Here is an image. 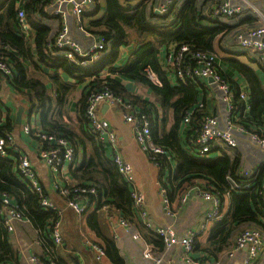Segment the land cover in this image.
Instances as JSON below:
<instances>
[{"label": "trees", "instance_id": "1", "mask_svg": "<svg viewBox=\"0 0 264 264\" xmlns=\"http://www.w3.org/2000/svg\"><path fill=\"white\" fill-rule=\"evenodd\" d=\"M102 1L104 5L101 0H96V8L99 10L91 15L94 18L89 28L94 29L99 36L106 37L110 42L111 52L98 69L84 71L47 52L46 43L52 32L44 24L43 18L47 16L45 8L50 0H27L24 5L27 21L33 29L30 39L21 37L17 30V0H8L0 5V43L9 49L1 48L0 57L9 56L15 77L8 84L16 92L24 94L27 106L40 115L41 129L49 135L67 139L75 147L77 167H71L73 184L65 185L96 188L98 195L91 197L95 203L84 215L88 216L91 231L101 236L103 231L100 212L104 207L113 208L119 216L135 224L143 240L159 256L165 251L161 237L145 225L134 222L132 187L119 173L109 151L90 133L85 116L88 99L92 93L109 88L117 97L132 105L134 110L149 117L154 145L171 157L169 159L166 155H153L159 165L160 182L169 190L172 203L177 200L178 204L190 185L198 180L206 181L212 192L225 202V195L230 192L231 187L228 177L241 185L252 181L238 176L242 166L240 154L234 158L197 157L194 139L201 131L203 118L212 112L207 107V92L204 91L206 87L199 80H191L186 84L177 81L173 73L164 67L163 49H169L173 45L178 48L187 45L192 52L213 53L216 41L235 29L207 19L204 10L212 0H185L175 11L176 20L171 25L165 22L159 26L154 25L148 6L142 0ZM103 8L104 15L97 17ZM131 44L135 45L131 58L117 67L122 48ZM35 59L49 68L52 75H30L26 63L33 64ZM219 63L223 77L237 92L239 83L245 82L248 85L252 110L242 122L264 135V71L236 59L224 62L220 60ZM105 70L110 77L104 76ZM149 72L156 76L161 85L150 79ZM231 72L240 80L231 77ZM64 75L71 78L74 84L67 83ZM125 79L149 87L156 102L152 103L129 92L122 85V80ZM47 82L51 84L48 86ZM79 82L84 85V89L78 102L80 127L77 132L63 119L68 115L67 106L76 90L75 85ZM236 103L240 107L243 105L238 96ZM200 104L204 105L202 109L199 108ZM4 110L6 107L1 103L0 137L15 135L18 125ZM191 112L192 121L185 127V116ZM7 152V157L0 154V194H6L12 199L18 211L36 231L42 248V261L46 264H65L61 259L51 258V255L55 256V244L50 238V232L59 219L58 212L44 209L41 196L29 187L28 181L19 173V155L10 148ZM261 170L250 190L230 193L229 211L221 221L213 225L209 235L196 238L192 255L194 259L217 263L219 256L231 249L234 237L242 230L255 226L264 233V201L259 194L264 167ZM44 193L49 197L45 189ZM62 200L66 203L68 199ZM89 241L101 247L112 264H125L113 238L103 237L104 243ZM43 253L48 255V259L43 257ZM18 262V252L12 245L11 236L0 214V264Z\"/></svg>", "mask_w": 264, "mask_h": 264}, {"label": "built area", "instance_id": "2", "mask_svg": "<svg viewBox=\"0 0 264 264\" xmlns=\"http://www.w3.org/2000/svg\"><path fill=\"white\" fill-rule=\"evenodd\" d=\"M7 1L0 0V5ZM26 2L27 0H17L16 3L17 30L21 37L30 39L33 29L27 21V14L23 8ZM184 2L185 0H151L147 6L154 25L159 26L165 22L167 25H171L177 19L176 9L180 8ZM69 5H73L71 12ZM95 10L96 0H50L45 8L47 16L43 18L44 24L50 27L52 32L46 43L47 52L52 56L65 59L84 71L98 69L103 59L110 54L111 46L106 37L99 36L94 29L89 28V24L94 18L91 15ZM204 13L207 19L227 24L235 29L234 32L220 37L219 47L222 54L220 55L216 50L213 53L192 52L187 45L179 48L173 45L164 60V67L167 71H171L179 82L186 84L191 80H199L202 85H204L203 82L206 84L205 87L211 90V93L215 92L219 104L218 109L214 113H207L203 118L201 131L194 139V150L197 151V157L200 159L234 158L240 154L242 166L238 176L247 180L251 179L252 182L248 181L247 184L241 185L240 182L228 177L231 186L230 192L225 195V202H222L221 198L212 192L206 181L198 180L190 185L179 203L173 205L169 197V190L159 180L163 212L168 217L178 216L193 199L209 204L199 231L190 229L180 237L174 225L155 226L152 223L145 207L146 195L134 186V167L123 157L117 133L111 123L102 116L101 109L104 105L108 108L119 107L121 109L123 120L132 128L133 136L140 149L148 157L153 167L158 169V162L153 155H166L169 159L171 157L163 149L154 145L149 117L134 110L132 105L117 97L109 88L91 94L85 115L90 133L99 140L105 149L111 151L110 158L119 173L132 187L131 196L135 217L141 219L143 225L161 237L165 245V253L180 247L183 251V260L187 264H220L219 261L211 263L194 259L192 255L195 240L198 236L207 237L213 225L217 221H221L228 213L231 203L230 193L250 190L254 187L253 182L258 180L262 172L261 169L264 167V135L242 122L252 110L248 97L249 87L245 82H241L237 92L223 77L219 63L224 58L222 55H226L228 60L239 61H241V57L247 56L250 62L247 64L248 66L264 71V0H212ZM157 18L163 21L159 22ZM1 48L9 50L2 43H0ZM121 65L122 62L119 63V66ZM149 74L155 84L161 85L153 73L149 72ZM13 77H15L14 66L10 62L9 56L2 55L0 57V105L3 102L1 95L3 85L8 84V81ZM236 96L243 103L242 107L236 103ZM203 107L204 105L200 104L199 108ZM192 117L193 112L185 116L183 123L185 127L190 125ZM31 119L23 123L22 131L36 140L38 160L47 167L54 179L55 191L59 193L61 199H68L65 208L45 195L36 164L32 158L22 152L16 142L15 135L6 134L4 137H0V154L7 157V149H13L19 155V173L28 181L29 187L41 196V205L45 210L58 212L59 219L51 229L50 238L59 248L64 244L63 218L65 210L69 208L74 211L76 216L83 217L95 203L92 202L91 197L98 194L94 187L76 185L68 187L69 185L59 184L57 178L65 167L67 165L75 167L77 164L76 149L67 139L49 135L41 128L34 127ZM212 154H215L216 157L212 158ZM259 194L264 201V178ZM101 212L105 214L112 227L122 228L134 241L144 243L145 260L153 264H162L165 261V255L154 256L152 246L143 240L133 222L119 216V213L110 207H104ZM0 214L10 236L14 234L20 223L27 221L6 194H0ZM87 246L96 261L101 262L106 259V253L101 247L90 241H87ZM239 255L242 257V264H256L264 256V233L260 228L251 226L236 234L233 246L229 249L227 256L233 259ZM25 264L46 263L42 261L40 255L29 254Z\"/></svg>", "mask_w": 264, "mask_h": 264}, {"label": "crops", "instance_id": "3", "mask_svg": "<svg viewBox=\"0 0 264 264\" xmlns=\"http://www.w3.org/2000/svg\"><path fill=\"white\" fill-rule=\"evenodd\" d=\"M134 47L135 45L131 44L122 48L121 56L118 60L119 62L117 61L116 66H119V63L123 62L127 55L129 56L128 59L131 58ZM218 47L219 39L216 41L214 49L217 51ZM169 49H163L164 60L167 58ZM34 62L33 64L31 62L26 63V67L29 70L30 75L40 74L44 77H49L52 75V71L45 65L40 62L38 63L36 59ZM105 74L106 77H110V74H108L106 70ZM231 77L235 78V80H240V78L234 72H231ZM64 80L67 83L74 84V81L65 75ZM47 84L49 86L51 83L47 82ZM203 84L206 85L204 82ZM122 85L132 94L141 96L152 103L156 102V97L153 95L149 87L126 79L122 80ZM75 87L76 90L72 94L70 102L67 106L68 115L65 116L63 120L66 123H69L73 129L79 132L80 125L77 114L78 102L83 94L84 85L79 82L77 85H75ZM208 90L207 88L204 89L205 93L207 92V107H209V110L212 112H215L218 109L219 104L216 100L215 92L213 94L210 92V90L208 92ZM1 95L3 98L2 104L4 107H6V110H4L5 114H8L13 120H15L18 108L24 107L25 112L23 115V123H26L30 120V118H32L31 120L33 126L41 128L40 115L37 114V111L31 110L29 106H27L26 100L24 99V94L16 92L12 87L9 86V84H4ZM160 111V114L162 115V110L160 109ZM101 114L111 123L115 129L123 157L134 167V186L135 188L142 190L146 195L145 207L149 213L152 223L155 226L172 224L174 225L176 232L180 237L184 236L190 229L199 231L203 225L204 215L209 208V204L198 199H193L181 210L178 216L174 218L166 216L163 212L162 199L159 192L160 187L158 185L160 180V171L153 167V165L148 160V157L140 149L133 136L132 128L123 120L121 109L119 107L108 108V106L104 105L102 106ZM22 125H18V128L15 131V137L18 146L22 152L32 158L33 162L36 164V168L40 175L41 184L48 192L49 197L59 204V206H64L63 208H65L66 203L58 195V192L55 191L54 179H52L47 167L38 160L36 153L37 142L32 139L31 135H26L22 131ZM108 151L110 154L111 151ZM76 167L77 166L74 168ZM71 171L72 168L67 165L62 171V174L57 178L60 185L64 186L66 183L73 184ZM172 204L177 205V200H173ZM100 213L102 217V237L91 231L87 222L88 216L79 217L76 216L72 211H66L63 218L64 244L59 248L54 246L55 248L53 253L55 256L51 255V258H58V260L61 259L65 262V264H112L108 258L101 262L96 261L92 251L87 246V241L89 240H94L98 243H104L103 237H109L115 240L125 264H153L144 258L143 251L145 249V245L143 242L134 241L131 236L122 228L112 227L106 219L105 214L103 212ZM134 222L142 224L141 219L138 217H135ZM11 237L12 245L18 252V258L20 261L18 264H25L26 258L29 254H36L42 257V248L38 242V235L28 221H23L20 223L16 227V231ZM227 253L228 251L219 256L218 260L220 264H242L241 255L230 259L227 256ZM156 255L157 254L155 253L154 256ZM162 255L166 256V259L162 264H187L183 260V251L180 247H176L170 252L165 253L164 251ZM160 256L161 255L156 257ZM43 257L48 259V255H45L44 253ZM256 264H264V256L261 257Z\"/></svg>", "mask_w": 264, "mask_h": 264}, {"label": "rangeland", "instance_id": "4", "mask_svg": "<svg viewBox=\"0 0 264 264\" xmlns=\"http://www.w3.org/2000/svg\"><path fill=\"white\" fill-rule=\"evenodd\" d=\"M143 1V3L144 4H146V5H148V3H150V1H147V0H142ZM98 4H99V2L97 1V6H98ZM101 4L102 5H104V2L101 0ZM98 8H96V10H97ZM99 10V9H98ZM104 8H103V10H102V12H100L99 14H98V16L97 17H100L101 15H104ZM217 51H218V53L221 55L222 53H221V48L220 47H218V49H217ZM222 56H224V57H226V55H222ZM128 58H129V56L127 55V57L126 58H124V61H123V63H126L127 61H128ZM241 59V61H243L246 65L249 63L250 64V62H249V58L247 57V56H244V57H241L240 58ZM228 59L227 58H222L221 59V61H227ZM216 157V155L215 154H212V158H215ZM65 211H72L71 209H66ZM73 213H74V211H72ZM64 231V230H63Z\"/></svg>", "mask_w": 264, "mask_h": 264}, {"label": "water", "instance_id": "5", "mask_svg": "<svg viewBox=\"0 0 264 264\" xmlns=\"http://www.w3.org/2000/svg\"><path fill=\"white\" fill-rule=\"evenodd\" d=\"M69 10L71 12L72 8H73V5H69ZM211 82V80H210ZM24 112H25V108L24 107H20L18 108V111H17V114H16V119H15V122L17 125H22L23 124V115H24Z\"/></svg>", "mask_w": 264, "mask_h": 264}]
</instances>
